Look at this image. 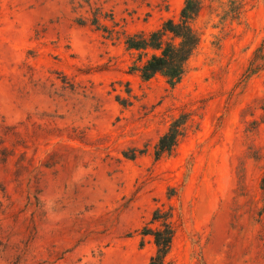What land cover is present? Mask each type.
<instances>
[{"label": "rangeland", "instance_id": "374dc122", "mask_svg": "<svg viewBox=\"0 0 264 264\" xmlns=\"http://www.w3.org/2000/svg\"><path fill=\"white\" fill-rule=\"evenodd\" d=\"M201 1L171 86L133 71L126 37L185 0H0V264H148L157 209L169 264H264V0Z\"/></svg>", "mask_w": 264, "mask_h": 264}, {"label": "trees", "instance_id": "16d2710c", "mask_svg": "<svg viewBox=\"0 0 264 264\" xmlns=\"http://www.w3.org/2000/svg\"><path fill=\"white\" fill-rule=\"evenodd\" d=\"M203 8L201 0H185L178 21L167 20L161 28L145 33L141 32L126 37L128 49L139 52V59L133 66L143 81H149L156 75L164 77L168 84L175 86L187 72L188 62L199 47L201 35L196 23ZM150 51L152 53L150 54ZM143 57L146 60L143 61ZM264 70V45L257 49L247 70L251 77ZM5 126L7 132L14 127ZM184 123L174 120L168 131L162 135L154 147L156 161L171 156L176 151L184 137ZM136 157V154L133 155ZM7 159L8 156L5 155ZM261 189L264 192V177ZM172 215L169 211L157 209L154 212L152 223H158L155 228H145L144 236H151L157 248L148 264H169L168 256L171 253L174 239V228L171 223Z\"/></svg>", "mask_w": 264, "mask_h": 264}]
</instances>
